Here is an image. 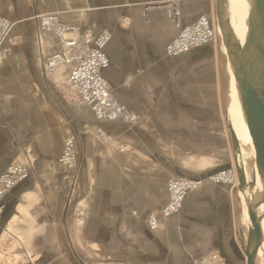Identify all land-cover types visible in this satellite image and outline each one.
Instances as JSON below:
<instances>
[{"label":"crops","instance_id":"0c3cea01","mask_svg":"<svg viewBox=\"0 0 264 264\" xmlns=\"http://www.w3.org/2000/svg\"><path fill=\"white\" fill-rule=\"evenodd\" d=\"M174 9L182 27L216 18L214 0H0L20 42L0 65V177L13 165L30 167L4 200L0 264H201L207 256L247 264L240 189L204 179L231 165L218 167L210 148L199 147L223 135L233 83L227 54L218 41L167 56L180 32L168 15ZM49 14L79 37L113 34L105 78L139 122L99 121L69 85L72 66L49 70L63 50L55 34L41 33L40 17ZM72 137L78 165L70 168L61 158ZM180 178L204 184L164 218L170 181Z\"/></svg>","mask_w":264,"mask_h":264},{"label":"built area","instance_id":"2783aa9c","mask_svg":"<svg viewBox=\"0 0 264 264\" xmlns=\"http://www.w3.org/2000/svg\"><path fill=\"white\" fill-rule=\"evenodd\" d=\"M173 11V12H172ZM170 11L178 27L179 13L175 9ZM59 19L46 17L41 22V28L45 31H55L61 38L65 51L56 55L49 61L48 68L55 71L65 65H73L69 77V85L72 90L79 94L87 103L99 120L123 121L131 123L136 121V117L131 115L125 107L114 102L108 86L103 79L101 72L108 66L109 60L105 53L108 40L99 36L92 39L91 36L85 38H71L67 34L74 31L72 28L61 27ZM11 25L4 19H0V65L8 58L15 45L10 38ZM219 36L218 26L213 28L207 19H201L197 23L187 28H181L179 36L169 48L170 55H178L184 51L202 47L210 41H214ZM169 55V56H170ZM100 140L105 141V133L101 130L97 132ZM62 163L68 167L77 166V154L75 139L72 137L66 142ZM30 175L29 166H12L8 172L0 177V216L4 212V200L19 184ZM206 180H213L219 183L239 186L237 173L232 169H225L217 174L209 176ZM202 180L180 179L170 183V201L165 208V216L178 213L183 207V203L190 192L198 189ZM81 217L87 216V212L80 210ZM152 227L159 229V222L156 217H152L150 222Z\"/></svg>","mask_w":264,"mask_h":264},{"label":"water","instance_id":"95a60500","mask_svg":"<svg viewBox=\"0 0 264 264\" xmlns=\"http://www.w3.org/2000/svg\"><path fill=\"white\" fill-rule=\"evenodd\" d=\"M248 2L250 30L244 46H240L233 37L230 0H216V19L229 67L240 93L241 112L254 149L262 185L261 198L256 204L246 200L250 228L246 244L242 246L247 264H257L259 250L264 244V0ZM231 139L239 189L244 193L248 187L254 188L256 177L248 184L240 142L233 131ZM261 207L263 211L260 212Z\"/></svg>","mask_w":264,"mask_h":264},{"label":"rangeland","instance_id":"374dc122","mask_svg":"<svg viewBox=\"0 0 264 264\" xmlns=\"http://www.w3.org/2000/svg\"><path fill=\"white\" fill-rule=\"evenodd\" d=\"M215 2H216V0H214ZM230 14H231V18H232V23L234 24V31L236 32V30L240 33V36H243L244 34H245V32H244V28L246 27V24H245V22L243 21V19H241L240 18V16L238 15V14H235V13H231L230 12ZM168 15H169V18L172 20V22H175V20H174V18L170 15V13H168ZM48 18V17H52V18H57V19H59L56 15H53V14H49V15H44V16H41L40 17V19H41V22H43V19L44 18ZM207 19L210 23H211V25H212V27L215 29V28H217V19L216 18H210L209 16L207 17V16H203V17H201L199 20H201V19ZM0 19H4V20H6V22H8L10 25H11V32H10V38L12 39V41L14 42V46H13V48H12V50H11V52L9 53V56L11 55V53H12V51H13V49L16 47V46H18V44L20 43L19 42V38L17 37V36H15L14 35V29H15V27H16V23L15 22H13L12 20H10V19H8V18H6V17H3V16H0ZM199 20H197L196 22H194L193 24H195V23H197ZM59 22H60V20H59ZM193 24H190V25H188V26H186V27H182V26H180V27H178L179 29H180V32H181V28H187V27H189V26H192ZM63 27H67V28H72V29H74V31H72V32H70V33H68L67 34V37L69 38V39H71V38H80V39H82V38H85L86 36H91V38L93 39H96V38H98L99 36H101V37H105L107 40H108V42H107V46H106V48H105V53H106V55H107V58H108V60H109V63H108V66L106 67V68H104L103 70H102V72H101V75H102V77H103V79L105 80V82H106V84H107V86H108V90H109V92H110V94H111V96H112V98H113V100H114V102H116L117 104H120L121 106H123V107H125L126 108V110L131 114V115H133V116H135L137 119H136V121L135 122H131V123H126V122H123V121H109V120H99L97 117V119L99 120V121H107V122H117V123H123V124H128V125H130V124H135V123H137V122H139V118H138V116L136 115V114H134V113H132L130 110H128V108H127V106H124L115 96H114V94L112 93V88L110 87V84L108 83V81L106 80V78H105V70L106 69H108L109 68V66H110V64H111V60H110V56H108V53L106 52V49L108 48V45L110 44V42L113 40V34L111 33V32H109V31H102V32H100V34L99 35H95V34H93V33H88V34H85L83 37H79L78 35H77V28H75V27H73V26H66V25H62ZM61 26V27H62ZM177 26V25H176ZM40 27H41V24H40ZM180 32H179V34H180ZM218 32H219V36H217L216 37V39L213 41H210L209 43H207V44H205L204 46H202V47H198V48H194V49H191V50H188V51H184V52H182V53H180V54H178V55H170L169 54V48H170V46L174 43V41H175V39L179 36H177L168 46H167V48H166V55L167 56H169V57H172V58H178V57H182V56H185L186 54L188 55V54H190V53H192V52H194L195 50H199V49H201V48H204L205 46H208V45H211V44H215V43H217L218 41L219 42H221V44H222V39H221V34H220V31H219V29H218ZM41 33L43 34V35H46V34H49V33H51V34H55L56 35V37H57V39H58V41H59V43L60 44H62V41H61V38H60V36L55 32V31H50V32H48V31H45L44 29H42L41 28ZM223 45V44H222ZM62 46H63V44H62ZM224 50V49H223ZM65 51V48H64V46H63V50H62V52L61 53H59V54H62L63 52ZM226 50H224V52H225ZM59 54H57V55H59ZM225 54H226V52H225ZM9 56H8V58H9ZM54 56H56V55H54ZM53 56V57H54ZM227 56V55H226ZM53 57H51V58H53ZM7 58V59H8ZM51 58H50V60H51ZM6 59V60H7ZM5 60V61H6ZM49 60V61H50ZM4 64V63H3ZM65 66H72V68H73V65H65ZM232 72V71H231ZM232 75H233V73H232ZM232 81H233V83H232V85L229 83V85H228V90L226 91V96H225V101H224V103H223V106H222V109H223V112H224V115H223V135L221 136H219V138H218V140L217 141H214V143H216V144H213V146H206V145H203V146H199V147H201V151L203 152V153H205L206 151H208L209 152V148H210V152H209V154H210V157L212 158V161H213V163H215V164H217L218 163V167H223V166H226L227 164H230L231 166H230V168H232L235 172H236V167H235V162H234V156H233V149H232V139H231V130L229 129V125H230V119H229V111H230V113H232L233 115H240V119H239V124H238V132H237V134H238V137H239V141H240V144H241V150H242V154H241V158H243L242 160H243V162H244V166H245V170H246V175H247V178H248V183H251V182H253V179H254V172H255V170H256V166H255V153H254V149H253V146H252V143H251V139H250V136H249V133H248V130H247V128L245 127V123H244V121L242 120V118H241V109H240V106H239V103H238V97H237V94H236V84H235V80H234V76L232 77ZM73 92L74 93H76L74 90H73ZM78 96H79V94L78 93H76ZM79 98L83 101V99L79 96ZM84 102V101H83ZM85 103V102H84ZM85 104H87V103H85ZM88 105V104H87ZM89 106V105H88ZM90 107V106H89ZM91 108V107H90ZM92 110V109H91ZM93 111V110H92ZM226 112L228 113V117L226 118ZM94 115H95V113H94ZM96 116V115H95ZM99 131V130H98ZM97 131V132H98ZM101 131H103V130H101ZM97 132H96V136H97ZM104 133H105V138H106V140L105 141H102V142H109V136H108V134L105 132V131H103ZM98 137V136H97ZM75 146H76V143H75ZM118 146V148H120L121 150H124L125 149V147L123 146V145H121V144H118L117 145ZM215 146H216V148H215ZM198 149V148H197ZM216 149H218V152H216ZM76 154H77V150H76ZM77 165H78V156H77ZM14 166V165H13ZM19 166V165H18ZM20 166H22V165H20ZM29 169H30V167H29ZM8 172V171H7ZM237 173V172H236ZM238 175V174H237ZM180 179H184V180H194V179H191V178H180ZM180 179H171V181H170V183L172 182V181H177V180H180ZM25 181V180H24ZM23 181V182H24ZM22 182V183H23ZM205 182H206V184H212V185H216V186H229V187H231V188H233V189H236V188H238V186L237 185H229V184H226V183H217L216 181H213V180H205ZM202 184H204L203 182H202ZM202 184H200L199 186H198V189L199 188H201L202 187ZM169 187H170V184H169ZM197 189V190H198ZM197 190H195V191H197ZM250 191H254L253 189L252 190H250ZM194 192V191H193ZM190 193H192V192H190ZM189 193V194H190ZM188 194V195H189ZM242 196V195H241ZM187 198V197H186ZM186 200V199H185ZM242 200H243V197H242ZM169 201H170V197H169ZM169 201H168V203H169ZM184 203H185V201H184ZM184 203H183V207H184ZM243 204H244V202H243ZM167 206V205H166ZM183 207L181 208V210L183 209ZM244 207H245V205H244ZM166 208V207H165ZM165 208H164V210H163V217L164 218H169V217H171V216H173V215H171V216H165V213H164V211H165ZM180 210V211H181ZM179 211V212H180ZM178 212V213H179ZM245 212L247 213V210H246V208H245ZM178 213H176V214H178ZM176 214H174V215H176ZM248 216V215H247ZM152 217H156L157 218V216H152ZM152 217L150 218V222H151V220H152ZM249 219V218H248ZM157 220H158V218H157ZM158 222H159V220H158ZM249 222H250V220H249ZM150 227H151V229L154 231V232H156V231H158V230H156V229H154L153 227H152V225L150 224ZM159 228H160V222H159ZM250 228V227H249ZM219 261V258L216 256V257H214V256H207V257H204V258H202V260H201V264H215L216 262H218ZM257 264H264V246L262 247V249L259 251V253H258V260H257Z\"/></svg>","mask_w":264,"mask_h":264},{"label":"bare ground","instance_id":"6f19581e","mask_svg":"<svg viewBox=\"0 0 264 264\" xmlns=\"http://www.w3.org/2000/svg\"><path fill=\"white\" fill-rule=\"evenodd\" d=\"M249 7L250 6H249L248 0H230V5H229L230 12L238 14L240 16V18L243 19V21L246 24V27L244 28L245 34L243 36H240V33L237 30H236V32L234 31V24L232 23V18H231L233 37H234V40L240 46H244L246 44L247 36H248L249 30H250ZM218 29H219V27H218ZM219 31H220V29H219ZM236 90H237V88H236ZM236 94H237L238 103H239V106H240V109H241L242 106H241V102H240V93H239L238 90L236 91ZM241 118L244 121V118L242 116V112H241ZM239 119H240V115H231V120H232L233 125H232V123H230V130L235 133V135L237 136L238 140H239V137H238L237 132H238ZM244 123H245V121H244ZM245 127L247 128L246 124H245ZM240 146H241V144H240ZM241 154H242V150H241ZM255 166H256V163H255ZM255 177H256V185L253 188L254 191L253 192L250 191L252 189L248 187V189L244 193H241V195L243 197V202H244L245 208L247 210V215H248V209L249 208H248V206L246 204V200H248L250 202L253 201V203L256 204L259 201V199L261 198V194H262V185H261L260 175H259L257 166H256V170L254 172V178ZM247 181H248V178H247ZM248 184H250V183H248ZM238 188H239V186H238ZM261 211H263V207L260 208V212ZM248 218H249V215H248ZM246 241H247V239H246ZM263 246H264V244H263ZM262 247H261V249H262Z\"/></svg>","mask_w":264,"mask_h":264}]
</instances>
